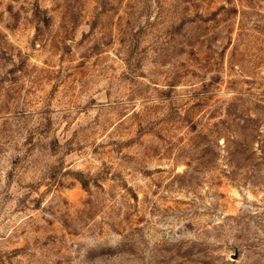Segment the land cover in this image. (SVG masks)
I'll return each mask as SVG.
<instances>
[{
  "label": "rangeland",
  "instance_id": "1",
  "mask_svg": "<svg viewBox=\"0 0 264 264\" xmlns=\"http://www.w3.org/2000/svg\"><path fill=\"white\" fill-rule=\"evenodd\" d=\"M0 264H264V0H0Z\"/></svg>",
  "mask_w": 264,
  "mask_h": 264
}]
</instances>
